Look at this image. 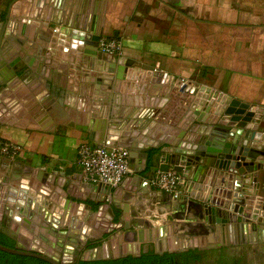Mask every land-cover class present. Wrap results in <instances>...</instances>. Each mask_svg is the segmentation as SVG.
<instances>
[{
  "label": "water",
  "instance_id": "1",
  "mask_svg": "<svg viewBox=\"0 0 264 264\" xmlns=\"http://www.w3.org/2000/svg\"><path fill=\"white\" fill-rule=\"evenodd\" d=\"M19 1L11 0L0 11V22L3 19L0 42L12 35L8 30L9 20L15 17L16 7L22 11L29 4V0L21 4ZM52 2L58 5L56 14L43 13L39 5L36 6L39 11L31 14L23 10L34 21L32 38L42 42L38 51L42 57L37 59L42 60L41 65L45 60L44 64L53 69L50 77H44L38 70L33 72L29 60L24 65H11L9 74L15 78L20 75L25 84L33 83L29 87L30 95L20 100L22 104L47 114L59 106L68 113L86 117L90 120L88 127L98 129L84 131L95 146L125 148L128 153L140 150L152 178L156 172L170 170L181 175L184 195L172 198L164 193L161 205L178 213L169 215L162 229L149 221L138 220L140 227L134 231L124 219L125 212L114 201L122 183L109 186L97 179L85 182L81 174L67 177L65 172L50 168L41 170L15 164L16 176L6 173L0 178V233L15 246L0 245V251L50 264H67L69 260L65 256L57 261L44 249L69 247L67 239L76 236L66 231L70 220L84 224L82 233L90 241L106 235L101 243L82 253L76 264L137 258L148 252L204 249L192 246L176 249L170 243L193 227L212 228L217 234L229 236L232 232L239 236L251 230L264 232V197L260 195L258 181L259 171L264 170V133L258 128L263 110L251 111L250 104L208 85L178 79L152 67L130 64L126 58L102 53L98 43L104 35L103 29L98 30L91 16L82 15L84 2L78 4L80 11L69 14L59 10L69 0ZM77 3L78 0L74 1V5ZM2 48L0 44V59ZM9 74L0 71V79L6 81L2 84L0 80V129L11 126V115L18 106L14 94L5 96L8 89L15 87ZM48 90L53 93L50 97L45 93ZM123 90L137 96V105L141 102L139 96L153 97L154 101L140 110V114L124 112L119 108ZM132 116L137 118L134 126L143 128L141 140L137 134L140 131L131 135L116 131L118 124ZM42 175L44 179L32 185L31 179ZM90 203L100 206L94 210ZM76 205L80 209L88 206V216L75 219L71 211ZM107 210L113 215L110 221ZM183 219H187L186 223L180 222ZM143 224L150 226L147 234ZM111 230L115 232L111 234Z\"/></svg>",
  "mask_w": 264,
  "mask_h": 264
},
{
  "label": "crops",
  "instance_id": "2",
  "mask_svg": "<svg viewBox=\"0 0 264 264\" xmlns=\"http://www.w3.org/2000/svg\"><path fill=\"white\" fill-rule=\"evenodd\" d=\"M10 1L0 0V11L6 9ZM24 1L26 0L17 3ZM52 1L54 0H29L28 6L24 5L22 11L18 7L15 11V7H12L15 17L10 18L11 25L7 28L13 36L10 35L0 42L3 46L0 59V71L3 75L9 74L12 64H23L29 60L33 72L38 70L40 75L50 77L53 67L49 68L44 64L45 60L41 65L42 60L37 59L42 57L38 52L42 42L38 38H32L34 21L24 11L27 10L30 14L39 11L40 8H36L39 5L43 13L56 14L58 5ZM69 1L67 6L64 5L59 10H66L68 14L79 10L78 4H81V0L76 5V0ZM82 1V15L91 16L98 30L103 29L104 35L100 38H115L121 42V52L116 54L118 57L126 58L128 63H134L135 66L152 67L178 79L208 85L216 91L250 104L251 111L262 109L258 128L264 133V0ZM2 23L3 19L0 28ZM9 77L13 79L15 87L8 89L5 96L14 94L18 106L11 115V126L0 129V144L9 141L18 145L20 150L14 157L0 154V178H4L6 173L16 176L14 165L25 164L41 170L50 168L52 171L65 172L67 177L81 174L83 180L88 182L89 179L76 164L77 147L82 142L94 145L84 131L98 129L88 127L90 120L86 117L68 113L57 104H54L58 107L51 114L30 110L20 100L30 95L29 87L33 83L30 81L25 84L20 80V75L15 78L9 74ZM0 80L5 84L3 78ZM45 93L49 97L53 95L50 90ZM31 94L33 96L34 92ZM135 97L137 98L123 90L119 95V108L124 112L134 111V114H140V110L154 101L153 97L143 96L142 99L139 96L141 102L137 105L139 100L135 103ZM55 101L57 102L56 98ZM136 119L132 116L122 123L119 122L116 131L121 135L140 131L137 134L141 140L143 128L134 126ZM129 153V173L121 182L120 190L115 193L114 201L125 212L124 219L129 222L132 230L139 229L138 220L149 221L153 226L162 229V225L168 223L169 215L178 212L161 205L164 192L160 193V190L151 185L152 174L145 169L147 163L144 162L142 152L135 150ZM42 179L44 175L40 178L34 177L31 179L32 185ZM258 181L260 195L264 197V170L259 171ZM98 198L102 197L99 195ZM162 209L164 211L160 212ZM85 213L86 210L77 205L71 211L75 219ZM186 221L187 219H183L180 222ZM198 222L201 223V220ZM149 227L143 224L146 234ZM188 230L183 236L172 234L177 239L173 238L170 243L176 249L189 246L205 249L218 247L236 255L237 260L250 257L251 260L264 262L262 230L246 231L242 236L236 234L237 232H232V236L228 233L217 234L212 228L204 230L193 227Z\"/></svg>",
  "mask_w": 264,
  "mask_h": 264
},
{
  "label": "built area",
  "instance_id": "3",
  "mask_svg": "<svg viewBox=\"0 0 264 264\" xmlns=\"http://www.w3.org/2000/svg\"><path fill=\"white\" fill-rule=\"evenodd\" d=\"M122 44L115 38H100L98 50L106 54H120ZM20 147L9 141L0 144V154L14 157ZM76 164L82 169L88 179H97L109 185H119L129 173V153L125 148L97 147L82 142L77 147ZM151 185L169 194L172 198L182 196L184 181L181 175L174 171L158 172L152 179Z\"/></svg>",
  "mask_w": 264,
  "mask_h": 264
},
{
  "label": "flooded vegetation",
  "instance_id": "4",
  "mask_svg": "<svg viewBox=\"0 0 264 264\" xmlns=\"http://www.w3.org/2000/svg\"><path fill=\"white\" fill-rule=\"evenodd\" d=\"M92 204V208L95 210L97 207L100 206V204ZM84 211L86 210L85 214H82V216H88L87 211L89 210L88 206L83 207ZM108 214L107 215V219L108 221H110L112 213L110 210H107ZM88 218H90L91 220V216H89ZM110 219V220H109ZM113 222L116 223V219H115V215H114V219ZM88 225V224H87ZM70 226V227H69ZM69 226L66 228V231L68 233L71 232L72 234H75L76 236H70L69 239H67L66 242H68L69 247L67 249H65V247L60 248L59 250L52 248L51 251H48L46 249H44L47 253L50 254L51 257H54L55 259H57V261H61L62 258L65 256L68 261L67 264H76L77 259L79 258V256L82 255V253H84L87 249H90L92 247H95L97 244L101 243V239L105 238L106 235H104L102 238L98 239V240H93L90 241L88 237H86L82 231H83V227L84 224H82L80 221L78 222V220H70L69 221ZM86 226V225H85ZM113 232H115L114 230H111L110 233L112 234ZM69 236V235H68ZM0 245L9 247V248H13L15 246V243H13L12 241H10L8 238H6L5 236H3L0 233ZM39 248L38 246H34ZM42 248V247H40ZM261 252H263L262 249H260ZM149 253V252H148ZM154 253V252H151ZM6 254V255H4ZM155 254V253H154ZM164 254H168L170 255V257H172L171 261L168 264H248L247 262H250V264H264V262H257L256 260H251L250 257H248L247 260L250 261H245L244 260H237L238 257L236 255H233L231 253H229L227 251V249L224 248H215V249H189L186 251H176L173 253H162V254H156V255H164ZM13 257V258H11ZM16 257H28V256H20V255H11V254H7L5 252L0 251V264H21L20 258H16ZM28 258H32L33 257H28ZM257 258V257H255ZM37 259V258H34ZM262 259V258H261ZM12 262H11V261ZM40 260V259H39ZM43 261V260H42ZM11 262V263H10ZM46 262V261H44ZM48 263V262H46ZM50 264V263H48ZM78 264V263H77Z\"/></svg>",
  "mask_w": 264,
  "mask_h": 264
},
{
  "label": "trees",
  "instance_id": "5",
  "mask_svg": "<svg viewBox=\"0 0 264 264\" xmlns=\"http://www.w3.org/2000/svg\"><path fill=\"white\" fill-rule=\"evenodd\" d=\"M16 258H20L19 262L21 264H48L42 260L34 259V258L33 259L28 257H16ZM171 259L172 257H170V255L168 254L156 255L154 253L149 252L146 254H141L137 258L126 257L117 260H105V261H93V262L79 261L78 264H168L171 261Z\"/></svg>",
  "mask_w": 264,
  "mask_h": 264
},
{
  "label": "rangeland",
  "instance_id": "6",
  "mask_svg": "<svg viewBox=\"0 0 264 264\" xmlns=\"http://www.w3.org/2000/svg\"><path fill=\"white\" fill-rule=\"evenodd\" d=\"M247 259H245V261H246ZM247 261H250V260H247ZM248 264H250V262H247Z\"/></svg>",
  "mask_w": 264,
  "mask_h": 264
}]
</instances>
